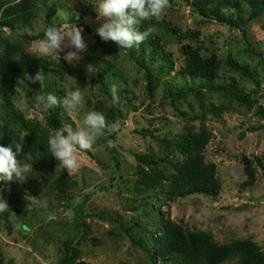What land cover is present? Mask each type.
<instances>
[{
  "label": "rangeland",
  "instance_id": "374dc122",
  "mask_svg": "<svg viewBox=\"0 0 264 264\" xmlns=\"http://www.w3.org/2000/svg\"><path fill=\"white\" fill-rule=\"evenodd\" d=\"M95 2L37 0V18L27 27L28 32L20 35L0 27V54L8 42L18 44V58L36 56L53 62L57 72L52 75L65 97L68 92L81 91L84 107L71 117L66 113L74 128L89 111L103 113L109 124L121 122L119 134L106 133L91 150L77 152L80 167L71 174L52 156L37 165L24 143L25 132L21 134L24 152L17 158L33 171L24 183H12L6 193L0 192V201L8 204L0 212V261L59 264L62 243L73 235L79 259L87 264H154L159 223L156 199L163 203L165 219L188 231L208 232L219 244L250 240L264 252V16L251 20L244 30L237 29L201 17L188 0H169L171 7L162 19L183 33L199 35L181 38L162 27H151L153 38L173 54L174 70L165 80H174L176 87L183 82L193 86L180 74L187 45L199 48L203 57L215 55L219 61L214 89L179 99L168 97L161 87L149 91L144 73L135 65L137 60L148 59L140 46L120 49L112 41L100 44L88 33L86 27L97 32L105 22L97 17ZM242 16L249 17L246 5ZM53 23L58 27L77 24L83 29L88 48L78 65L64 60L65 52L59 53L60 59L38 54L33 41L42 39ZM88 64L96 70L90 77L85 71ZM234 81L235 90L248 103L228 92ZM17 84L13 107L49 139L55 133L51 109L44 111L34 100L43 94L44 85L21 79ZM113 85L119 105L111 102ZM0 99V111L11 113L13 107ZM5 119L0 114V145ZM202 129L211 135L204 155L207 163L217 166L221 193L217 197H174L170 194L172 180L185 161L178 141ZM248 164L256 171L250 187L244 186ZM146 173L162 177L163 183L148 190L143 182ZM81 217L86 224L78 233L76 221Z\"/></svg>",
  "mask_w": 264,
  "mask_h": 264
},
{
  "label": "trees",
  "instance_id": "16d2710c",
  "mask_svg": "<svg viewBox=\"0 0 264 264\" xmlns=\"http://www.w3.org/2000/svg\"><path fill=\"white\" fill-rule=\"evenodd\" d=\"M188 3L201 17L228 24L237 29L244 30L251 20L264 16V0H188ZM245 5L249 9L247 20L242 16ZM36 18L37 0H0V27L18 32V29L23 30L32 26ZM152 26L162 27L181 38L199 35L197 32L183 33L180 29L171 27L164 19L143 21L139 30L144 31ZM86 30L100 44H105L96 32L88 27ZM140 47L143 55L148 59L147 61L146 58L137 60L135 65L144 73L150 92L161 87L168 97L183 99L191 95H201L205 88L214 89L216 86L219 61L215 55L203 57L199 48L185 46L186 64L180 74L184 79H189L193 86H187L183 82L176 87L174 80H165L174 70L173 54L166 49V46L150 35ZM19 52L18 44L8 42L0 54V97L3 98L4 103L13 107V94L18 87L17 81L28 80V76L34 77L40 71L44 76L43 94L52 93L60 100L65 98L59 80L52 75L57 72L53 62L36 56L18 58ZM231 64L237 67L233 61ZM194 83L198 84L194 86ZM235 85L234 81L228 92L241 102L248 103L249 99L237 93ZM0 114L6 116L3 146L12 145L13 141L20 143L21 134L25 132L24 143L35 158L36 164L39 165L47 157L51 158L47 135L41 133L38 127L27 120L19 110L13 107V111L9 113L8 110L2 109ZM51 116V126L55 131L64 123L69 122L61 107L51 109ZM72 127L75 129L73 125ZM210 139V133L202 129L199 133H189L178 141L185 161L180 165L172 180L170 194L174 197L184 198L192 194H205L211 197L220 195L222 185L217 176V166L214 163H207L204 155ZM246 172L248 179L244 186L250 187L254 184L256 174L252 164L247 165ZM161 179L162 177L150 173L143 176V182L148 190L160 186L163 183ZM57 188L63 192L59 186ZM0 192H7L6 184H0ZM156 201L159 204L156 211L159 223L156 228V235L158 234L155 240L156 247L153 251L154 264L158 259L160 264H225L229 261H233L234 264H264V252L256 243L250 240H235L228 244H219L208 232L188 231L182 225L165 219V215L161 214L163 203L157 199ZM76 222L79 233L86 223H83L82 217ZM75 244L76 236L73 235H69L63 241L59 264H87L80 261ZM0 264L4 263L0 261Z\"/></svg>",
  "mask_w": 264,
  "mask_h": 264
},
{
  "label": "clouds",
  "instance_id": "9594fccd",
  "mask_svg": "<svg viewBox=\"0 0 264 264\" xmlns=\"http://www.w3.org/2000/svg\"><path fill=\"white\" fill-rule=\"evenodd\" d=\"M93 6L97 17L105 21L97 29L96 34L105 42H115L120 49L138 48L152 32L151 27L140 31L141 23L152 19L160 21L165 10L171 7L169 0H96ZM18 32L23 35L28 32V29H18ZM82 32L83 29L77 24H65L63 27H58L53 23L45 29L43 38L33 41V45L41 56L60 59L59 53L65 52L63 59L75 66L81 62L82 54L88 48ZM85 71L90 77L95 74V66L88 64ZM27 79L43 87L44 76L41 71L37 72L34 77L28 76ZM111 93V102L119 105L120 98L115 85L111 88ZM34 100L36 105L44 111L61 107L69 117L78 109L83 108L85 102L79 89L68 92L62 100L52 93L36 95ZM120 131L121 122L119 120L109 124L103 113L89 111L83 117L82 124L77 125L75 129L68 123H64L61 128L57 129L48 139V150L51 156L60 162V167L71 174L80 167L78 151L91 150L95 142L106 133L112 135L119 134ZM23 152L22 142L13 141V144L7 147L0 145V184H22L27 180V174L33 169L31 165L18 160V154ZM7 208V202L4 199L0 201V212ZM30 210V206L27 205L26 211ZM52 218L49 217V219Z\"/></svg>",
  "mask_w": 264,
  "mask_h": 264
}]
</instances>
